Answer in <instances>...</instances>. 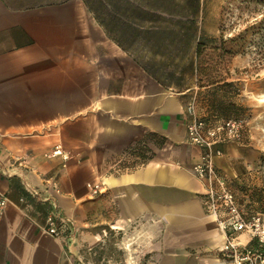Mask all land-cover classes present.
I'll return each instance as SVG.
<instances>
[{
  "label": "crops",
  "instance_id": "obj_1",
  "mask_svg": "<svg viewBox=\"0 0 264 264\" xmlns=\"http://www.w3.org/2000/svg\"><path fill=\"white\" fill-rule=\"evenodd\" d=\"M149 50L118 39L84 0H0V264H89L81 246L102 223L136 228L153 264H231L191 172L201 149L184 106L196 74ZM239 141L219 145L226 177ZM51 202L73 223L59 237L43 229Z\"/></svg>",
  "mask_w": 264,
  "mask_h": 264
},
{
  "label": "rangeland",
  "instance_id": "obj_2",
  "mask_svg": "<svg viewBox=\"0 0 264 264\" xmlns=\"http://www.w3.org/2000/svg\"><path fill=\"white\" fill-rule=\"evenodd\" d=\"M84 1L118 39L147 43L166 68L196 74L189 95L198 116L244 120L246 145L230 159L228 186L245 216L264 217V0ZM101 225L99 241L81 246L85 262L153 264L152 243L136 228Z\"/></svg>",
  "mask_w": 264,
  "mask_h": 264
},
{
  "label": "built area",
  "instance_id": "obj_3",
  "mask_svg": "<svg viewBox=\"0 0 264 264\" xmlns=\"http://www.w3.org/2000/svg\"><path fill=\"white\" fill-rule=\"evenodd\" d=\"M184 109L187 140L201 149L191 172L202 184L201 201L206 214L224 235L221 251L231 264H264V217L260 213L244 215L229 189L226 175L217 170L214 162L216 157L222 155L219 145L240 140L244 120L228 117L209 123L196 114L192 97L187 100ZM52 154L60 155L64 161L68 158L60 144L54 145ZM49 185L58 189L55 180L49 181ZM88 187L92 193H98L102 183H88ZM33 193L38 194L35 190ZM8 202V197L0 191V212ZM50 205L51 211L45 218L43 229L49 235L59 237L64 231L71 230L73 223L69 218H58L55 203L51 202ZM241 235L249 240L242 242L239 239Z\"/></svg>",
  "mask_w": 264,
  "mask_h": 264
},
{
  "label": "trees",
  "instance_id": "obj_4",
  "mask_svg": "<svg viewBox=\"0 0 264 264\" xmlns=\"http://www.w3.org/2000/svg\"><path fill=\"white\" fill-rule=\"evenodd\" d=\"M225 118H228V117H225ZM220 119H222V118H220Z\"/></svg>",
  "mask_w": 264,
  "mask_h": 264
}]
</instances>
